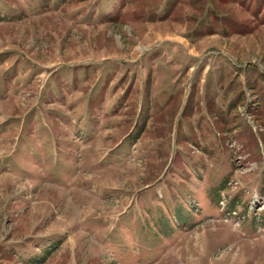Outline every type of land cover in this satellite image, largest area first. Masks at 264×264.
Masks as SVG:
<instances>
[{
  "label": "rangeland",
  "instance_id": "374dc122",
  "mask_svg": "<svg viewBox=\"0 0 264 264\" xmlns=\"http://www.w3.org/2000/svg\"><path fill=\"white\" fill-rule=\"evenodd\" d=\"M0 264H264V0H0Z\"/></svg>",
  "mask_w": 264,
  "mask_h": 264
},
{
  "label": "trees",
  "instance_id": "16d2710c",
  "mask_svg": "<svg viewBox=\"0 0 264 264\" xmlns=\"http://www.w3.org/2000/svg\"><path fill=\"white\" fill-rule=\"evenodd\" d=\"M45 257V256H44Z\"/></svg>",
  "mask_w": 264,
  "mask_h": 264
}]
</instances>
